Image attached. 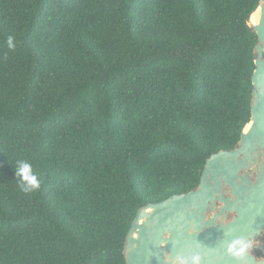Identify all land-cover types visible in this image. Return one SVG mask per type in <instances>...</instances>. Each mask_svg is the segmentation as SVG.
I'll return each instance as SVG.
<instances>
[{"label":"trees","instance_id":"obj_1","mask_svg":"<svg viewBox=\"0 0 264 264\" xmlns=\"http://www.w3.org/2000/svg\"><path fill=\"white\" fill-rule=\"evenodd\" d=\"M259 6L0 0V264H126L138 210L250 124Z\"/></svg>","mask_w":264,"mask_h":264},{"label":"water","instance_id":"obj_2","mask_svg":"<svg viewBox=\"0 0 264 264\" xmlns=\"http://www.w3.org/2000/svg\"><path fill=\"white\" fill-rule=\"evenodd\" d=\"M248 28L257 35L249 129L207 160L197 188L138 210L126 264H264V0Z\"/></svg>","mask_w":264,"mask_h":264},{"label":"clouds","instance_id":"obj_3","mask_svg":"<svg viewBox=\"0 0 264 264\" xmlns=\"http://www.w3.org/2000/svg\"><path fill=\"white\" fill-rule=\"evenodd\" d=\"M8 44L12 46V38L8 40ZM15 176L20 178L19 187L24 192H33L39 190L41 184L39 178L33 173L32 166L23 161L17 162Z\"/></svg>","mask_w":264,"mask_h":264},{"label":"bare ground","instance_id":"obj_4","mask_svg":"<svg viewBox=\"0 0 264 264\" xmlns=\"http://www.w3.org/2000/svg\"><path fill=\"white\" fill-rule=\"evenodd\" d=\"M260 19V11H258L257 13H255L252 17V24L256 25L258 24ZM250 126L247 127L246 131L249 129Z\"/></svg>","mask_w":264,"mask_h":264},{"label":"rangeland","instance_id":"obj_5","mask_svg":"<svg viewBox=\"0 0 264 264\" xmlns=\"http://www.w3.org/2000/svg\"><path fill=\"white\" fill-rule=\"evenodd\" d=\"M262 240H264V239H261V241H259L258 244H260V243L262 242ZM252 252H253V254H254L255 256H257L258 258L261 257V254H260V252L258 251L257 245L253 248Z\"/></svg>","mask_w":264,"mask_h":264}]
</instances>
